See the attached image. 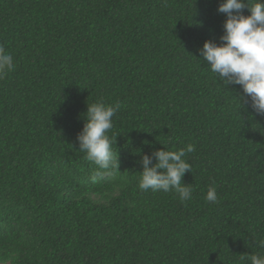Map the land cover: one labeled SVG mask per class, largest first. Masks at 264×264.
Listing matches in <instances>:
<instances>
[{"label": "trees", "instance_id": "16d2710c", "mask_svg": "<svg viewBox=\"0 0 264 264\" xmlns=\"http://www.w3.org/2000/svg\"><path fill=\"white\" fill-rule=\"evenodd\" d=\"M220 3L0 0L15 65L0 79V264H250L264 253V116L200 54L222 43ZM100 99L120 105L109 135L121 173L93 182L77 136ZM188 144L192 200L138 188L143 154Z\"/></svg>", "mask_w": 264, "mask_h": 264}, {"label": "clouds", "instance_id": "9594fccd", "mask_svg": "<svg viewBox=\"0 0 264 264\" xmlns=\"http://www.w3.org/2000/svg\"><path fill=\"white\" fill-rule=\"evenodd\" d=\"M245 8L250 10L249 15L244 14ZM218 11L227 16L220 37L222 43L206 40L200 54L225 86H242L240 103L245 97L250 98L255 113L264 116V0H222ZM14 66L13 53L0 43V79L12 72ZM119 108V103L106 104L103 99L88 104L85 124L77 140L79 150L97 166L91 174L93 182L108 172L121 173L119 154L113 149L117 136L109 135ZM195 150L193 144H188L178 150L166 148L151 155L143 154L138 188L141 191L175 192L183 203L192 200L194 188L192 184L184 183L183 177L192 170L187 154ZM205 199L211 203L219 202L215 187H209ZM261 246L264 247V241ZM247 260L250 264H264V253L251 254Z\"/></svg>", "mask_w": 264, "mask_h": 264}]
</instances>
